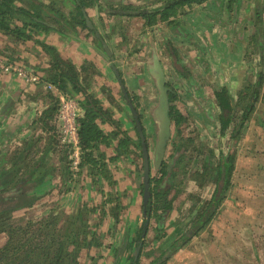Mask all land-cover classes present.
Masks as SVG:
<instances>
[{
    "label": "rangeland",
    "instance_id": "1",
    "mask_svg": "<svg viewBox=\"0 0 264 264\" xmlns=\"http://www.w3.org/2000/svg\"><path fill=\"white\" fill-rule=\"evenodd\" d=\"M166 1L168 0H95L94 5L88 8V10L92 11L94 15L90 18L97 24L95 27V23L92 21L94 29L102 39V42L100 41L101 44L109 47L108 40L111 42L113 37L116 38L117 33L119 34L118 25L111 24L110 19H116V17L108 14L109 8L134 5L158 13L164 9ZM48 2L51 3L53 13H55L54 9L58 12L63 11L62 13L66 18L68 17V21H71L70 15L75 7V3L72 0H67L66 6V1L64 0H48ZM197 11L199 10L196 9L192 12L176 14L164 22L173 24L178 20L185 21V25L187 26L190 24L188 22L190 20L202 22L201 28L189 27L190 30H195L194 33H196L191 39V42L194 43L185 44V48L190 49L189 52L186 51L183 55L187 59V63H189V67L187 68L189 71L194 68L196 73L201 72L202 74L203 71L206 72V67L202 65L213 58L215 49L212 44L209 45L207 43L205 38L208 39L210 37L215 44L225 48L220 55L221 57L226 56L228 67L227 70L222 69L219 65L220 60L217 59L218 54L215 55L216 59L214 61L217 63V68L214 71H216L217 75L220 74L216 78L217 80L215 79V83H218L216 86L218 88L224 82H227L228 85L230 83V72H232V90L230 96L234 107L233 123L227 133L221 135L218 121L220 110L214 97L215 90L212 89V86H209L211 90L206 89L199 96L198 92L192 93L184 90L182 94L188 99L189 103H186L192 105L190 106L192 108L186 106L182 108L181 103H184L183 101L178 103L180 110L186 117V120L182 122L183 130L179 135V142L168 139L163 154L159 157L156 153V146L159 141L158 132H160V127L156 124L154 115H152L155 109L154 106L156 105L153 103L156 102L157 97H154V94L156 95L157 93L153 94L152 90L149 91L148 88L139 97L135 94L129 95L127 93L128 98L132 101L138 113L144 132L148 133L150 140L149 151L152 155L151 179H154L155 182L156 178L158 180V177L164 174L165 178L160 186L166 182L168 184V181H171L172 191H175V193L162 198L155 195L153 199V208L151 209L153 215L149 223H147L149 226L147 232L150 234L147 237V242H144V254L147 249L149 250L146 253L147 259L151 255L157 257L164 250L169 249L183 233L188 232L192 228L193 223L198 219L195 212L198 211L196 207L198 204L196 202L199 196L203 194L201 198L202 205L203 201H206V196L210 195L213 191L216 182L215 173L218 171V165L222 162V157L225 156L234 159V169L230 177V185L215 215L212 216L210 222L206 223L201 231L195 234L194 230L192 234L190 233L191 241L188 244L175 252V254H167L165 258H171L166 264H264V83L259 89V93L256 92L259 74H263L264 76V0H209L207 5H205V9H202L200 12ZM196 12L197 14H195ZM160 21L161 19L158 17V22ZM172 24L168 26H172ZM76 26L83 31L86 30L83 26ZM128 27L129 24H125L123 31H127ZM145 27L149 28L148 26ZM163 29L165 31V27ZM67 31L70 33L69 36H73L75 39L79 36L81 39L83 36L82 33H77L72 28H68ZM16 36L18 35L16 34ZM89 37L92 38V44H99L96 40L95 32L88 31L86 38ZM129 43L130 38L128 37L127 39L124 36L123 45L127 46ZM39 45L44 51L43 46ZM190 52H192L193 56L191 59L188 58L191 56ZM46 54L50 58L51 64L52 55L50 53ZM128 54L129 52L127 51L126 58H128ZM1 56L6 57L10 61H18L16 58L10 57V55ZM151 59L149 64L146 65V71L149 74L153 72L154 67V62H151ZM161 65L163 67L161 71L167 69L164 68L163 62H161ZM115 66L113 72L116 71ZM51 68L52 66L50 67V74L53 75ZM98 71V66L91 63L86 64L83 71H76V85L77 89L81 92H76L78 90H74L73 85L68 83V80L66 82L68 91L64 94L78 103L79 117L82 115V108L80 106L82 101L78 99L79 94L83 93L85 98L87 94L97 100V98L91 95V92H89L91 94L88 93L90 90L88 79L90 76L95 77L96 74H99ZM214 71L209 70V73L214 74ZM85 74H88L87 78ZM225 74L227 75V79H225ZM100 75L102 76V72ZM205 77L203 79L207 82H214L209 75ZM204 87L207 88V86ZM176 93L175 97L180 100L181 96L179 92ZM171 97L172 95L168 94V105H170ZM110 100L112 102V99ZM172 100L174 101V99ZM97 101L101 105V102ZM124 101L122 102L123 106L116 108L119 111L121 110L123 114L125 112L130 119L128 129L131 130L125 134L129 132L132 134L133 132L135 143L131 144L132 146L125 147L127 154L122 156H126L127 158L124 162L125 166L128 167L130 164H135L140 176L142 169L141 147L136 135V124L133 121L134 115L128 101ZM208 104L212 106L216 117L210 113L212 110L207 108L209 107ZM251 104L253 105V109L248 108ZM54 106V121L51 123L52 130H49L54 135H58L59 131L56 124L59 127L60 133L61 126L55 120V117L59 114V99L56 100ZM247 110L248 114L245 112ZM245 116L247 118L243 120ZM42 126L44 133L48 132L46 128L51 127L49 123L43 122ZM115 128L120 133H123L122 126L116 125ZM169 131H171V125ZM54 135L52 134V136ZM52 136L45 137L42 134L35 136L34 145L38 146L37 150H42L39 147L41 144L44 145V150L52 147V143L49 142V138ZM39 142L40 144L36 145ZM130 147L132 148L130 149ZM59 154L63 156L62 159H64L65 164L71 169L72 175L68 173V179L70 178L68 181L73 186L78 184V182L88 181L89 177L92 181H95L94 178L100 177L98 180L100 182L98 190L103 196L102 203L97 206L95 204L91 205L92 203L85 204L84 202L75 204L72 201H76L80 197L83 199V196L71 195L73 191H71L72 189L68 185L61 188L44 189L41 191L43 192V196L34 197L32 200L25 198L23 202L18 204L19 207H14L4 217L0 216V264H31L27 263V258H25L28 249L35 250L36 256L33 258V263L42 264L44 252L56 253V246L60 243L64 244L62 236L57 238L58 241H52L53 238L49 234H52L54 230L64 233L69 222L75 223V220L71 222V218L74 217H78V223L73 229H84L85 232L89 229L91 230V234L90 239H88L90 240L89 243L87 241L85 244L83 241L80 242L81 247L76 246V249L80 250L79 258L76 257L75 259L73 256V260L77 262L79 259L88 262L98 260L95 263L101 264L102 260L98 259L99 256L96 259H90L89 256V259H87L88 257L84 254L87 249L90 250L88 244L92 245L93 241H95L96 243H101L102 247L106 243L105 248L110 245V259L114 260L115 255H118L123 261L122 263L129 264L130 261H133V255H135L134 246L129 244L132 239L130 235L134 230L138 234L139 229L144 225L142 206L141 210L136 213L129 207L130 204L123 205L121 203L120 199L122 200L123 196L127 198V193L125 194L123 191L119 193L117 191V182L111 172V161L107 160L106 156L103 157L100 164L88 166L89 175L81 178L83 174L82 170L79 172V176H76L75 172L72 171L70 164L72 149L69 150L68 156L66 155L67 158L63 152ZM19 155L17 150L14 154H10L8 157L9 162H6L4 155H0V159L4 161V166H0V178L3 176V169L8 167V165V174L5 175V179L7 180L9 177L7 180L9 181L13 178L9 187L15 184V179L17 181L20 173L24 172L25 177L27 175L26 171L29 168L32 169L33 166L32 157L31 159L29 158L30 160H26L25 158L26 161H22L17 165L16 161L20 159ZM120 156H116V158ZM22 169L25 171L22 172ZM118 169H121L122 172L125 168L118 166ZM94 170L99 172V174H94ZM34 181L35 179L27 180L25 183L26 188H30ZM204 182L211 184L209 185L211 188L210 193L208 191L204 193ZM107 186L111 189H108ZM158 186L156 185V187ZM172 186H175V188ZM7 189L8 187L6 186L0 187V194L4 192L10 196L16 195L15 190H13V193H7ZM105 190L113 192H105ZM114 196H118L120 199H111ZM71 207L75 208L71 209ZM168 207H171L169 213H172L173 216L170 215L168 217V214L166 215L167 218L165 216L161 217ZM47 222L51 224L50 228H44ZM115 223L118 225L116 226ZM107 227H109L108 231L106 230ZM113 228H116L115 231ZM92 230L94 231V235L92 234ZM45 231L49 237L42 236ZM98 233L101 236H98ZM137 234H134V236ZM194 235L195 237H193ZM123 242L124 246H121ZM51 243L53 245H50ZM68 244L65 242V245ZM116 245H119V248H116ZM43 246L47 248L53 247V249L46 251ZM130 248L132 250L128 252ZM101 255L104 254L101 253ZM123 255L124 259L122 258ZM146 256L144 257L146 258Z\"/></svg>",
    "mask_w": 264,
    "mask_h": 264
},
{
    "label": "crops",
    "instance_id": "2",
    "mask_svg": "<svg viewBox=\"0 0 264 264\" xmlns=\"http://www.w3.org/2000/svg\"><path fill=\"white\" fill-rule=\"evenodd\" d=\"M12 1H14V3L18 7L26 11L32 13L41 11V15L44 14L45 19L49 21L48 23L50 26H57L58 29L59 27L63 26L59 23L61 20L57 18V13L52 12L53 9L51 8V3L48 2V0ZM64 1H66V6L67 0ZM207 3L208 2L194 7H186L184 9H181L179 13H188L195 11L196 9L199 10L197 12H200L202 9H205V5H207ZM197 12L195 14H197ZM87 14L89 18L94 16L92 14V11L88 9ZM90 19L92 20V18ZM110 20L111 24H117L119 27V34H115L116 38L113 37V39L111 40L110 37L111 42L108 40V46L111 49V53L106 52L101 42H99L98 45L92 44V38H86L88 30L83 31L79 27H76V32L82 33L83 36L81 37V39L80 36L78 37L80 40L78 38L75 39L73 36H69L68 34L70 33L65 32V30L59 31L56 29H51L44 32L41 30L28 28L26 30V33L30 36V38L26 39L16 36L15 33L0 29V56L10 55V57L16 58L19 63H21L28 69L29 72L38 74V76H40L42 79L40 83L36 84L30 82L29 80L18 78L15 75H6L0 73V155H4L6 157V162H9V155L14 154V152L17 150L20 154V159L16 161L17 165H19L22 161H26L29 158L31 159L32 157L33 166L32 169L29 168L26 171L27 175L25 176V178L35 179V181H37L33 182L32 185L33 191L31 192V195L33 197L38 198L40 196H43V192L41 191H43L44 189L53 187L61 188L62 186L66 185L67 187L68 185L72 189L71 191H73L71 195L83 196V199L80 197L76 201H72L75 204L84 202L85 204L92 203L91 205L95 204V206H97L98 204L102 203L103 200V196L99 193L98 190V184L100 183L98 182V180L100 177L94 178L95 181H92L89 177L88 181L81 182L82 184L78 182V184H75L74 186L71 182L68 181L65 162L64 159H62L63 156L59 154L60 152L62 153V147L58 142L59 137H56V135H54L50 131L52 130L51 123L53 122L51 115L55 109L54 103H56V100H58V97L62 92H60L58 89H47V85L49 84L47 78L50 75L51 67L50 58L43 51L42 47L39 44L44 43L47 46L54 48L56 50V53L62 60L69 61L74 66L75 71H83L86 64L88 63H91L92 65L96 64L98 66L99 74H96L95 77L90 76V78L88 79L90 85V90L88 91V93L91 92L92 94H89L97 98V100L101 102V106L106 111H109L112 114V117L109 120L97 121L100 129L109 136L117 131L115 128L117 124H120V126H122V131L127 132L131 130L128 129L130 119L128 118L126 113L124 112L123 114L121 110L119 111L116 108L118 106H123L122 102L124 100L127 101V98L123 93V89H125V91H127L129 95L135 94L139 97L142 96V93L145 92V90L148 88L149 91L152 90L153 94L157 93L156 95L154 94V97L157 96L156 102L158 101L159 93L157 89V82L154 79L155 77L152 75V73L149 74V72L146 71V65L149 64L151 56V62H157L160 65L161 70L163 69L161 62H163L164 68H167L166 70L162 71V80L164 81L163 86L166 87V83L170 82L175 91L179 92L180 96L182 97V100L180 97L179 102H184L181 103L182 108L183 106L192 108L190 107L192 105H188L186 103H189V101L185 97V95L182 94V91L184 90L192 93L198 92V96L202 95V93H204L206 89H210L209 86H212V89L215 91H221L224 88H228V91L230 93L232 90V72H230V83L228 85L227 82H224L223 85H221L222 87H216L218 83H215V79L218 78L220 74L217 75L216 71H214L217 68V63L214 61V59H216L215 55L218 54L217 59L220 60L219 65L220 67H222V69L227 70L228 63L226 56L221 57L220 55L225 48L215 44L210 37H208V39L203 37L205 38L207 43H209V45L212 44L213 48L215 49L213 58L209 59L210 64L209 62H207L202 65L203 67H206L208 71H203V73L201 74V72L196 73L193 68V70H190L191 78H186L184 75L185 73L189 74V70L187 69L189 67V63H187V59L183 55L186 51H190L189 48H187L188 50L185 48V44L190 43L193 35L196 34L194 33L195 30H190L189 27L191 26V28H201L202 22H198L197 20H190L188 21L190 24L187 26L185 25V21L178 20L173 24L169 23L172 24V26H168L169 24L167 22L160 21L157 22L156 25L147 28L145 27V21L138 17L130 19L117 17L116 19L112 18ZM21 22L22 20H14L11 23V27L22 26ZM94 23L96 27L97 24L95 21ZM125 24H129L127 31H123ZM63 27L66 28L65 26ZM164 27L165 31L163 29ZM71 28L74 30L72 26ZM124 36H126L127 39L128 37L130 38V43L127 44V46L123 45ZM191 43L193 44L194 42ZM127 51L129 52L127 56L128 58L125 57ZM190 54L191 56L188 58L191 59L193 57L192 52H190ZM113 64L114 66H117H115L116 74L115 72H113ZM209 70L214 71L215 73L211 74L209 73ZM101 72L102 76L100 75ZM82 75L84 76L83 72ZM85 75L87 78L88 74ZM206 75H209L214 82L211 83L204 80L203 78H206ZM119 76L121 77V79H118ZM225 79H227L226 74ZM204 86H207V88ZM78 96L79 101H82L84 103V100L86 99L84 94L82 93ZM110 99H112V102ZM156 102H154L153 104H155ZM207 108L211 109L213 112L211 111L210 113L214 115V117H216L212 106L209 105V107ZM42 122L49 123V126H51L50 128H46L48 132L44 133ZM40 134L45 137L52 136V134L54 135L49 138V142L52 143V147L44 150V145H39V142L36 145H39L42 150H37L38 146L36 147L34 145V141L36 139L35 136H39ZM133 134V132L132 134L131 132L128 133V135L133 140H135ZM109 143L110 144L108 145H99L95 149L94 154L96 158H99V156H106L107 160L109 159L111 161V172L117 182V191L119 193L121 191H123L125 194L127 193V198L123 196V199H120V201L123 205L130 204L129 207H131L132 210L137 213L141 210L142 206L140 192L137 189L139 172L136 169L135 164H130L128 165V167L125 166L124 162L127 160V158L126 156H120L117 153L118 146L115 144V140L111 139ZM116 156L120 157L116 158ZM0 160V166H4V161L2 159ZM112 165H114V167H112ZM118 166L121 168L124 167L125 169L121 172V169H118ZM8 168L9 165L8 167H6V170H8ZM88 170V166L82 169L83 174L81 178L89 175ZM23 171L25 170L22 169V172ZM93 173L99 174V172L95 170ZM38 180L41 181L38 182ZM107 188L111 189L108 186ZM105 192L113 191L105 190ZM74 208L75 207H71V209ZM170 215L173 216V214L171 213L168 215V217ZM94 218L96 217L94 216ZM165 218L167 217L165 216ZM108 228L109 227L106 228L107 231ZM134 234H137L135 230L132 232L130 237H132ZM149 234L150 233L148 232V236ZM98 236H101L100 233H98ZM100 245L101 246L98 245L97 247L91 246L90 250H86V253L84 254L88 257L87 259H89V256L91 258H96L101 253H103L106 258L109 257L111 251L110 245L107 248L104 247L106 243L103 247L101 243ZM118 246H116V248H119ZM148 251L149 250L146 249L144 254L143 249V251L141 252L139 257L141 264H151L152 261L155 260L156 256L154 255H151L149 259H147L148 257L146 256V253H148ZM84 254L82 255L84 256ZM144 256H146V258ZM112 261V259H109L106 264H112ZM78 262L79 264L92 263L90 261L88 262L81 259H79ZM122 262L123 261L118 262V264H126ZM101 264H105V260H102Z\"/></svg>",
    "mask_w": 264,
    "mask_h": 264
},
{
    "label": "trees",
    "instance_id": "3",
    "mask_svg": "<svg viewBox=\"0 0 264 264\" xmlns=\"http://www.w3.org/2000/svg\"><path fill=\"white\" fill-rule=\"evenodd\" d=\"M208 1L209 0H168L165 2L164 9L158 13L152 12L150 9H146V8L142 9L134 5H128L122 7L114 6L108 9V14L110 16H122L128 18L138 17L145 21L146 26L152 27L157 24L158 17L161 19V21H168L171 17L175 16L176 14H180L179 13L180 9L185 8L186 6L194 7L197 5H202ZM73 2L75 3V7L70 15L71 21H68V19L64 14L55 11L54 9V11L57 13V18L61 20L60 22L59 21H55V22H59L61 25L66 27L64 28L62 26L59 27L58 29L57 26L54 27L49 25L48 23L49 21L45 19L44 14L41 15V11L32 13L18 7L12 0H0V29L15 33L20 38L22 37L26 39L30 38V36L26 33V30L28 28L41 30L44 32L49 31L51 29L54 30L56 29L59 31L65 30V32H67L66 29L71 28V26L76 30V25H80L83 26V28L87 29L86 10L94 5L95 0H73ZM14 20L17 21L22 20L21 22L22 26L11 27V23ZM41 45L44 48V52L50 53V55H52L51 71L53 75L51 74L49 75V77L47 78L48 82L56 86V88L60 92L65 93L66 91H68L67 83H66L68 80V83L73 85L74 90H78L76 92H81L79 91V89H77V85H76L77 78L75 77L76 71L74 66L69 61L62 60L60 56L56 53V50L54 48L47 46L44 43H41ZM184 75L186 78L189 77L188 73H185ZM263 83H264V76L263 74H259V79L256 85L257 93H259V89L262 87ZM216 98L220 109L221 135H224L226 130L229 129L231 127V124L233 123L234 107L232 104L230 93L227 89L224 88L221 91L217 92ZM84 101H85L84 103L83 102L81 103L82 116L79 118L80 121L79 137H80V148H81L80 167L94 166L100 164V162L103 160V156H99V158L98 157L96 158L94 154L95 149L101 144H107V145L110 144L109 141L111 140V138L117 137L120 134V131H116L115 133H113L112 136H109L100 129L97 123L98 120L105 121L111 119L112 117L111 112L104 110L103 107L99 104V102L90 95L87 96L86 94V99ZM248 108L253 109V105L251 104ZM175 109H176L175 107H172L170 109V118L171 119L174 118L177 126H179L182 123V120H184V118ZM173 111L175 112L176 115L173 114L174 113ZM245 112L248 114V110ZM246 118L247 116H245L243 120ZM117 125L120 126L119 124ZM123 136L124 139L123 140L121 139L120 144L118 145L120 149L119 155L123 153L125 147H128L131 144H133L132 139L127 134H123ZM139 145L141 147L140 141H139ZM221 161L222 162L218 165L217 180L218 183L222 182L221 186L219 187V190H221L222 195H220L219 193L221 192L218 191L217 198L212 199V201L207 205L206 209L204 210V214L200 215V217L198 218L196 223L192 226V228L188 232L183 233L170 246L169 249L170 253H175L178 250H180L182 247H184L186 242L190 241V236H189L190 233L192 234L194 230H195V234L201 231L204 228L205 224L209 223L212 216L215 215V212L217 211L219 205L221 204L225 191L228 189L230 185V177L234 169V159L232 157L223 156ZM26 194L27 191H22L20 193V196L24 197ZM11 199H12L11 197L7 199V204H6L7 208L4 209L5 211H3V213H9V211L13 210L14 207L13 204L11 203L12 201ZM153 199L154 197L152 196L146 207L147 212L149 214L151 213L152 211L151 209L153 208ZM170 211H171V207H168V209L165 211L164 214L167 213L166 215H168ZM77 218L78 217L71 218V222L72 220L73 221L75 220V223H70L68 220L69 224L67 225L66 231L64 233H61V231L58 232L54 230L52 234L51 233L49 234L53 238L52 241H58L57 238L62 236L64 244L60 243L58 246H56L57 249L56 253L44 252L42 264H78L72 258L74 256V258L76 259L77 251H73V252L69 251V247L78 245L81 242L80 238L82 234H85L84 229H82L83 231L73 229V227L78 223ZM146 219L147 217L144 216L143 227L139 229L137 235L132 236L131 241L134 242L132 245L134 246L135 249L134 250L135 255H133V262L129 264H141L139 257L143 243L145 242V238H146V232H147V227H145V223L147 221ZM50 227L51 224L49 222H47L44 226V228H50ZM49 235L46 231L44 234H42V236L44 237H49ZM193 237H195V235ZM184 239H187L186 242H183ZM65 242L69 243L70 246L68 247L69 244L65 245ZM50 245H53V243H51ZM43 248H45L46 251H50L51 249H53V247L47 248L46 246H43ZM130 250L132 249L130 248L128 252H130ZM35 256H36L35 250L28 249V253L25 256V258H27L26 262L34 264L33 258ZM163 263L164 261L160 263H157L156 261L152 264H163ZM92 264H96L95 260H93Z\"/></svg>",
    "mask_w": 264,
    "mask_h": 264
},
{
    "label": "flooded vegetation",
    "instance_id": "4",
    "mask_svg": "<svg viewBox=\"0 0 264 264\" xmlns=\"http://www.w3.org/2000/svg\"><path fill=\"white\" fill-rule=\"evenodd\" d=\"M73 1V0H72ZM87 11V10H86ZM116 18L117 17H122V16H115ZM86 18H88V19H90L89 18V16H88V14H87V17ZM124 18H127V19H130V18H128V17H124ZM90 21L92 22V20L90 19ZM92 25H93V22H92ZM87 26V25H86ZM94 26V25H93ZM145 26H146V24H145ZM77 27V26H76ZM86 30H88V31H90V32H95V37H96V40L98 41V42H102V39L101 38H98L96 35L98 34L97 32H96V30L94 29V30H91L90 28H88L87 27V29ZM67 33H69L68 31H67ZM69 35V34H68ZM104 46V45H103ZM105 48V47H104ZM115 74H116V71H115ZM189 77L188 78H191V72L189 71ZM118 79H121V77L119 76L118 77ZM54 86V85H53ZM166 87V89H167V94H171L172 95V97H171V100H170V108H169V110H168V116H169V119H170V122H171V131H170V135H169V139H171V140H173V141H176V142H179V138H180V133L182 132V130H183V124L181 123L179 126H177V124H176V121H175V119L173 118V119H171L170 118V109L172 108V107H175L176 109V111H178L179 113H181V115H182V117L184 118V120H186V117H185V115H184V113L180 110V108H179V106H178V102L180 101L179 100V98H177V97H175L176 95H177V91H175V89L173 88V86H172V84L170 83V82H168V83H166V85H165ZM55 88H56V86H55ZM57 89V88H56ZM225 89H227L228 90V88H225ZM217 92H219V91H215L214 92V97H215V99H216V102H217V105H218V101H217V98H216V93ZM172 99H174V101L172 100ZM81 106V105H80ZM218 108H219V106H218ZM220 110V109H219ZM174 112V111H173ZM54 116H55V114H54V112L52 113V115H51V118H52V121H54ZM82 116V115H81ZM80 116V117H81ZM79 117V118H80ZM55 120L58 122V116L57 117H55ZM184 120H182V122L184 121ZM133 121H135L134 120V118H133ZM219 124H220V132H221V121H220V114H219ZM59 123V122H58ZM78 123H79V131H80V121L78 120ZM56 124V123H55ZM56 126H57V128H58V131H59V134L57 135L56 134V137H59V140H60V142H59V144L61 143V147H62V152H63V154L65 155V157H66V155L68 156V152H69V146L68 145H66V144H64V143H62V134L60 133V130H59V127H58V125L56 124ZM172 127H173V130H174V132L172 133ZM188 128V127H187ZM230 129V128H229ZM229 129H227L226 130V132H225V134L227 133V131L229 130ZM56 133V132H55ZM115 133V132H114ZM126 133V131H123V133H120L119 134V136H117V137H112L111 139H113V140H115V144L118 146L119 144H120V141H121V139L123 140L124 139V136H123V134H125ZM145 133V132H144ZM54 134V133H53ZM138 134V135H137ZM113 135V134H112ZM111 135V136H112ZM127 135H128V133H127ZM136 135H137V137H138V142L140 141V143H141V138H140V135H139V132H138V130H137V127H136ZM129 136V135H128ZM130 137V136H129ZM145 137H146V145H147V149H148V153H149V155H150V158L152 159V155H151V153H150V151H149V147H150V143H149V137H148V133H145ZM131 138V137H130ZM132 139V138H131ZM178 140V141H177ZM132 143L134 144L135 142H134V140L132 139ZM130 146H132V145H130ZM132 147H130V149H131ZM117 153L119 154V152H120V149H119V146H118V148H117ZM141 156H142V169H141V175L138 177V186H137V189H138V191L140 192V196H141V199H142V209H143V219H144V216L145 217H147V221H146V223H145V227H147V228H149V226L147 225V223H149V221H150V219L152 218V215H153V213H152V211H151V213L149 214L148 212H147V209H146V207L144 206V187H145V184H144V181H143V174H144V171H143V147H142V143H141ZM127 154V149L126 148H124V150H123V153L122 154H120V155H126ZM67 158V157H66ZM70 164H71V162H70ZM84 167H86V166H84ZM84 167H80V171L84 168ZM65 168H66V175H67V177H68V173L69 174H71L72 175V173L70 172V168H68V165H66L65 164ZM136 169H137V167H136ZM138 170V169H137ZM7 171L8 170H6V168L5 169H3V176L0 178V187L2 188V187H8V189L6 190L7 191V193H13L14 191L13 190H15L16 191V195L14 196V194L13 195H7V194H5L4 192L3 193H1L0 194V216H5L7 213H3V211H5L4 209L5 208H7V199L8 198H12L11 200L13 201H11V203L13 204V207H19V205L18 204H20L21 202H23V200L25 199V198H28V199H33L34 197L31 195L32 193V189H33V183L31 184V186H30V188L28 187V189L26 188V185H25V183L27 182V180H29V179H25V177H24V172L21 174L20 173V176L17 178V181H16V179H15V184L12 186V187H9V185H10V183L13 181V178L11 179V180H9V181H7L8 179H9V177H8V179L6 180L5 179V175H7L8 173H7ZM216 175H215V178H216V182H215V184H214V188H213V191L210 193V191H211V188H210V186L209 185H211V184H207L206 182H204L203 183V191H204V193L206 192V191H208L209 193H210V195L208 194L207 196H206V201H203V204L201 205V202H202V195L203 194H201L200 196H199V199L197 200V208H198V211H195L197 214H196V216L199 218L200 217V215L201 214H204V210L206 209V207H207V205L212 201V199H214V198H217V194H218V191L219 192H221V190H219V187L221 186V184H222V182H219L218 183V180H217V178H218V171H217V173H215ZM70 175V176H71ZM151 175H152V167H151V174H150V188H149V190H150V192H151V197H150V199L152 198V196L153 197H155V195L156 196H160L161 198L162 197H166V195H171V193H175V191H172V188H171V181H168V184H167V182L166 183H164L162 186H160V184H161V182L163 181V179L165 178V175L163 174L162 176H160V177H158V180H157V178L155 179V182H154V179H151L152 177H151ZM8 176H10V175H8ZM69 176V177H70ZM79 176V175H78ZM72 177V176H71ZM7 178V177H6ZM40 179H43V178H40ZM70 179V178H69ZM68 179V180H69ZM41 180H38V182H40ZM34 182H37V181H34ZM156 185H159L158 187H156ZM173 187V186H172ZM200 187V186H199ZM173 188H175V186L173 187ZM208 188H210L209 190H208ZM16 189H19V190H16ZM22 191H27V194L24 196V197H21L20 196V193L22 192ZM224 191H225V189H224ZM225 193H226V191H225ZM197 194V193H196ZM220 195H222V192L221 193H219ZM8 198H7V197ZM222 197V196H221ZM119 197L118 196H114L113 198H111V199H118ZM120 199V198H119ZM150 199H149V201H150ZM170 200V199H169ZM10 207V206H9ZM9 209V208H8ZM146 209V210H145ZM2 210V211H1ZM165 211V210H164ZM199 213V214H198ZM56 214V213H55ZM167 214V213H166ZM166 214H162L161 215V217L162 216H165ZM170 214V213H169ZM115 216V215H114ZM115 219H116V216H115ZM198 220V219H197ZM196 220V221H197ZM196 221H195V223H196ZM195 223H193V225L195 224ZM116 224V223H115ZM144 224V223H143ZM118 224H116V226H117ZM192 225V226H193ZM116 229V228H115ZM113 230H114V228H113ZM90 234H91V230H89V229H87V231L85 232V234H82V236H81V238H80V240H81V242H85V244L87 243V241H88V243L90 242V240H88V239H90ZM94 234V233H93ZM147 237H148V232H146V238H145V241L147 242ZM186 240L187 239H184L183 240V242H186ZM191 241V240H190ZM188 242L189 241H187L186 242V244H188ZM134 242L133 241H131L130 240V242H129V244H133ZM185 244V245H186ZM101 246L100 245V243H96L95 241H93V243H92V245L91 244H88V247H90L91 248V246ZM70 246V244L68 245V247ZM76 246H80L81 247V245H80V243L78 244V245H76ZM76 246H70L69 247V251L70 252H73V251H77V257L79 258V249L77 248L76 249ZM113 246V245H112ZM117 246V245H116ZM121 246H124V242L122 243V245ZM68 247H67V249H68ZM144 247H145V243H143V246H142V250L144 249ZM121 248H123V247H121ZM169 249H170V247H169ZM169 249H166V250H164L162 253H160L156 258H155V260L154 261H152V263H154V262H156L157 261V263H160V262H162V261H164V263L163 264H166L169 260H170V258H165L166 256H167V254H170V250ZM169 250V251H168ZM175 254V253H174ZM99 257H98V259H100V260H105V263H107L108 262V260L110 259L109 257L108 258H106L105 257V255H101V254H99L98 255ZM123 259H124V255H123V257H122ZM90 259H96V258H91L90 257ZM165 259H166V261H165ZM95 261H98V260H95ZM122 260L120 259V256H118V255H115V259L112 261V264H115V263H117L118 264V262H121ZM77 262V261H76ZM133 261H130V263H132ZM78 263V262H77ZM93 263V262H92ZM91 263V264H92ZM151 263V264H152Z\"/></svg>",
    "mask_w": 264,
    "mask_h": 264
},
{
    "label": "built area",
    "instance_id": "5",
    "mask_svg": "<svg viewBox=\"0 0 264 264\" xmlns=\"http://www.w3.org/2000/svg\"><path fill=\"white\" fill-rule=\"evenodd\" d=\"M0 73L15 75L18 78L29 80L32 83H40L41 77L38 74L29 72L28 69L18 61H10L0 56ZM48 90L56 89L52 84L47 85ZM60 102L58 122L61 126L62 143L72 149L71 166L76 176L79 175L81 165V148L79 137V106L78 103L61 93L58 97Z\"/></svg>",
    "mask_w": 264,
    "mask_h": 264
},
{
    "label": "water",
    "instance_id": "6",
    "mask_svg": "<svg viewBox=\"0 0 264 264\" xmlns=\"http://www.w3.org/2000/svg\"><path fill=\"white\" fill-rule=\"evenodd\" d=\"M86 25L88 28L91 30H94V26L92 25V22L90 19L86 18ZM98 38H100V35H96ZM106 52H110L109 49L104 45ZM153 72L152 75L155 77L154 79L157 82V89H158V101L155 103L156 105L154 106V111L152 112V115H154V120L156 124L160 127V132L159 134V141L156 146V153L159 155V157L163 154V150L166 144V141L169 139L170 135V119L168 117V110H169V105H168V94H167V89L163 86L164 81L162 80V71L161 67L157 62H154L153 64ZM124 90V94L127 98V101L129 103V106L131 108V111L134 115V120L135 124L137 127V130L139 132L140 138H141V143L143 147V171H144V176H143V181L145 184L144 187V206L146 207L149 203V199L151 197V192L149 190L150 188V174H151V158L148 153L147 145H146V137L143 129V125L139 119L138 113L136 112V109L132 103V101L128 98L127 92ZM146 210V209H145Z\"/></svg>",
    "mask_w": 264,
    "mask_h": 264
}]
</instances>
